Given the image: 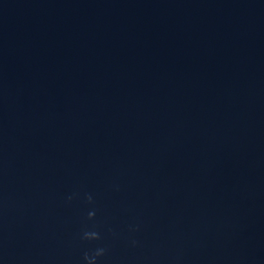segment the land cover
<instances>
[{
  "label": "water",
  "instance_id": "95a60500",
  "mask_svg": "<svg viewBox=\"0 0 264 264\" xmlns=\"http://www.w3.org/2000/svg\"><path fill=\"white\" fill-rule=\"evenodd\" d=\"M0 264H264V0H0Z\"/></svg>",
  "mask_w": 264,
  "mask_h": 264
}]
</instances>
